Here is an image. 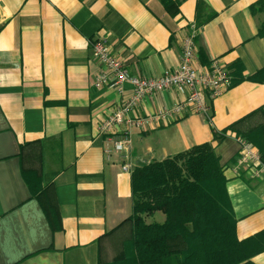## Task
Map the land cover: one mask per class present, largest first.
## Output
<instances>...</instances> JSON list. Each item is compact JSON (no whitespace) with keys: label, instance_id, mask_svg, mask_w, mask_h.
I'll list each match as a JSON object with an SVG mask.
<instances>
[{"label":"crops","instance_id":"0c3cea01","mask_svg":"<svg viewBox=\"0 0 264 264\" xmlns=\"http://www.w3.org/2000/svg\"><path fill=\"white\" fill-rule=\"evenodd\" d=\"M171 1L176 5L167 9L161 0H0V264L113 262L131 234L129 224L121 226L133 209L132 172L123 165L133 171L205 143L224 168L237 237L264 230V176L235 168L237 135L264 124V82L249 79L264 68V10L252 12L261 0ZM193 23L196 65L221 59L231 85L210 100L208 115L131 127L124 157L114 142L127 125L111 134L100 128L133 86L118 93L94 85L102 64L92 42L106 37L133 75L159 77L179 67ZM185 99L171 87L147 96L131 115L148 116ZM214 129L227 134L216 139ZM24 169L40 174L49 192L44 202L56 207L60 229L53 230ZM150 217L165 220L161 211ZM253 260L264 264V251Z\"/></svg>","mask_w":264,"mask_h":264},{"label":"trees","instance_id":"16d2710c","mask_svg":"<svg viewBox=\"0 0 264 264\" xmlns=\"http://www.w3.org/2000/svg\"><path fill=\"white\" fill-rule=\"evenodd\" d=\"M167 9L176 5L161 0ZM264 10V0L252 12ZM260 33L264 35V22ZM249 79L264 82V68ZM236 124L229 127L235 129ZM223 139L227 130H213ZM255 144L264 162V124L239 134ZM23 175L54 231L61 228L58 211L48 206V189L41 187L40 174L24 169ZM224 168L212 144L192 148L137 166L132 171V214L121 223L131 234L122 253L110 263L99 264H257L253 257L264 251V230L240 240L237 219L229 197ZM161 211L163 222L148 223L147 214Z\"/></svg>","mask_w":264,"mask_h":264},{"label":"built area","instance_id":"2783aa9c","mask_svg":"<svg viewBox=\"0 0 264 264\" xmlns=\"http://www.w3.org/2000/svg\"><path fill=\"white\" fill-rule=\"evenodd\" d=\"M197 26L193 23L184 39L181 62L177 69L159 77H139L133 75L125 66L123 58L117 56L108 40L100 36L92 42L93 56L102 64V70L94 80L96 87L105 85L123 93L125 84L133 86L131 97L115 109L103 121L100 132L111 134L123 123L127 129L114 142V150L128 157L132 147L130 128L145 129L151 124H160L174 115L196 113L208 115L210 100L216 98L231 85L228 67L221 59H213L207 66L196 65ZM174 87L186 94V99L172 107H166L157 112L142 117H134L132 111L149 95ZM240 152L235 168L245 169L252 178L264 176V162L260 150L252 142L242 136H237ZM111 152L110 149L107 150ZM123 170L132 172L131 165H123Z\"/></svg>","mask_w":264,"mask_h":264},{"label":"rangeland","instance_id":"374dc122","mask_svg":"<svg viewBox=\"0 0 264 264\" xmlns=\"http://www.w3.org/2000/svg\"><path fill=\"white\" fill-rule=\"evenodd\" d=\"M157 212H159V211H156V212H154V213H157ZM154 213H152V214H147V215L145 216V219H146L147 222L149 221V219L147 220V217H149L150 215H153ZM156 220H157V219H156L155 217H153L152 219H151V217H150V221H149L148 223H151V221H152V222H157ZM124 238H125L124 241H126V240L129 238V236H128V237L125 236Z\"/></svg>","mask_w":264,"mask_h":264}]
</instances>
